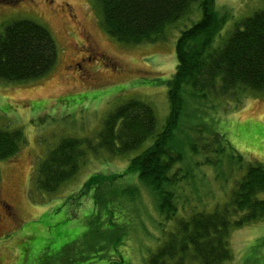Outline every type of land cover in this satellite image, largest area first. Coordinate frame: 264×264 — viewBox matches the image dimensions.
<instances>
[{
	"label": "rangeland",
	"instance_id": "1",
	"mask_svg": "<svg viewBox=\"0 0 264 264\" xmlns=\"http://www.w3.org/2000/svg\"><path fill=\"white\" fill-rule=\"evenodd\" d=\"M216 10L229 15L216 37L219 45L242 19L264 10V0H216ZM201 17L196 3L192 15L169 26L164 41L133 45L107 31L97 0H0V36L5 24L28 19L46 26L58 48L47 75L0 79V129L23 132L17 154L0 160V264H149L176 221L165 219L158 193L129 164L156 135L137 150L114 155L99 145L100 133L107 116L132 98L150 104L157 133L164 129L178 38ZM91 45L100 59L83 61ZM236 93L184 94L192 109L183 114L173 143L184 155L171 170L181 169L177 218L214 212L230 202L250 164L264 165V91ZM64 137L85 140V155L77 174L47 193L38 187V167ZM96 175L105 180L87 190ZM230 244L229 264H264V219L233 227Z\"/></svg>",
	"mask_w": 264,
	"mask_h": 264
},
{
	"label": "trees",
	"instance_id": "2",
	"mask_svg": "<svg viewBox=\"0 0 264 264\" xmlns=\"http://www.w3.org/2000/svg\"><path fill=\"white\" fill-rule=\"evenodd\" d=\"M17 1V0H16ZM107 31L125 44L157 43L166 39L169 26H177L192 15L199 3L202 17L181 31L177 42V67L169 81L170 114L161 132L147 102L132 98L117 106L106 118L99 145L114 155L137 150L149 138L154 143L135 156L129 170L159 195L160 211L176 224L168 238L149 257V264H229L233 259L230 234L233 227L264 219V165L250 164L239 176L230 202L214 212L192 211L176 216V195L180 190V170L171 173L183 159L175 149L178 130L186 108L185 92L193 98L208 94H231L237 90L264 91V10L245 17L219 45L217 35L229 15L216 10V0H97ZM58 59L51 31L39 22L20 19L4 25L0 36V79L12 82L36 80L48 74ZM237 94V93H236ZM184 131V128L182 127ZM185 133V131H184ZM20 129H0V160L9 159L21 147ZM85 140L64 137L40 163L38 187L52 193L72 179L85 155ZM191 148L196 147L191 142ZM221 147L216 152H223ZM207 162H211L206 158ZM2 172L0 170V183ZM105 176H93L88 190ZM180 195V192L178 193Z\"/></svg>",
	"mask_w": 264,
	"mask_h": 264
},
{
	"label": "flooded vegetation",
	"instance_id": "3",
	"mask_svg": "<svg viewBox=\"0 0 264 264\" xmlns=\"http://www.w3.org/2000/svg\"><path fill=\"white\" fill-rule=\"evenodd\" d=\"M70 16L74 17L72 13H70ZM79 23H80V21H79ZM82 30L86 32L85 40L87 42H89L90 44H92L93 41L91 40V36L89 35L88 29L86 27H84ZM82 59H83V61H85V59H89V61H91V62L94 61V60L97 61L98 59H100L99 54L97 52L96 46L91 45L90 46V53H89V55H87V57L82 58ZM78 66H81V65H78Z\"/></svg>",
	"mask_w": 264,
	"mask_h": 264
}]
</instances>
